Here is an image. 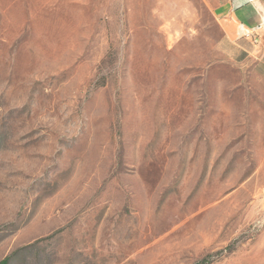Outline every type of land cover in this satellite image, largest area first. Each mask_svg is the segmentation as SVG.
<instances>
[{
	"label": "rangeland",
	"instance_id": "rangeland-1",
	"mask_svg": "<svg viewBox=\"0 0 264 264\" xmlns=\"http://www.w3.org/2000/svg\"><path fill=\"white\" fill-rule=\"evenodd\" d=\"M233 1L0 0V263L264 264V0L234 41Z\"/></svg>",
	"mask_w": 264,
	"mask_h": 264
},
{
	"label": "crops",
	"instance_id": "crops-1",
	"mask_svg": "<svg viewBox=\"0 0 264 264\" xmlns=\"http://www.w3.org/2000/svg\"><path fill=\"white\" fill-rule=\"evenodd\" d=\"M254 1L252 0H235L231 2L229 5L225 4L222 5L220 8L217 9V15L219 18L226 17L227 14L233 13V21L230 25H226L223 29L225 34L229 37L230 40L238 39V35H240L237 29V23H243V26L247 27L250 30H241V32H251L255 26H251V20L255 18L254 14H257L256 9L253 4ZM251 14L254 16L252 17ZM250 16V17H249ZM252 17V18H251ZM234 22L236 24H234ZM249 23V24H248ZM258 31V30H256Z\"/></svg>",
	"mask_w": 264,
	"mask_h": 264
},
{
	"label": "built area",
	"instance_id": "built-area-1",
	"mask_svg": "<svg viewBox=\"0 0 264 264\" xmlns=\"http://www.w3.org/2000/svg\"><path fill=\"white\" fill-rule=\"evenodd\" d=\"M255 33H257L256 30L251 31V32H248V33L246 34V36H248V37L254 36V37H255Z\"/></svg>",
	"mask_w": 264,
	"mask_h": 264
},
{
	"label": "trees",
	"instance_id": "trees-1",
	"mask_svg": "<svg viewBox=\"0 0 264 264\" xmlns=\"http://www.w3.org/2000/svg\"><path fill=\"white\" fill-rule=\"evenodd\" d=\"M10 260H11V257H8L5 260H3L0 264H9Z\"/></svg>",
	"mask_w": 264,
	"mask_h": 264
}]
</instances>
